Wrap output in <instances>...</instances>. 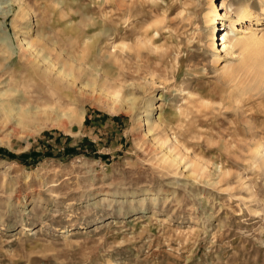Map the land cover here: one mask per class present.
I'll use <instances>...</instances> for the list:
<instances>
[{"label": "rangeland", "instance_id": "obj_1", "mask_svg": "<svg viewBox=\"0 0 264 264\" xmlns=\"http://www.w3.org/2000/svg\"><path fill=\"white\" fill-rule=\"evenodd\" d=\"M0 264H264V0H0Z\"/></svg>", "mask_w": 264, "mask_h": 264}, {"label": "bare ground", "instance_id": "obj_2", "mask_svg": "<svg viewBox=\"0 0 264 264\" xmlns=\"http://www.w3.org/2000/svg\"><path fill=\"white\" fill-rule=\"evenodd\" d=\"M213 10L211 11V13L209 14V18H208V24L209 27H211V32H212V36H214L215 30H216V21H217V17L219 15H221V11H225V13L227 15H230L232 13H236V11L238 10L237 5L234 2H227V3H216L213 5ZM248 12V8L244 7L243 9L240 10L239 16L240 19H243L246 17ZM220 13V14H219ZM239 19V20H240ZM238 20V21H239ZM263 40H259L256 38H253L250 42H248V46L250 48H256L257 46H259V44L262 43ZM216 45V44H215ZM263 55V54H262ZM66 72V71H65ZM62 73V72H61ZM66 75V74H65ZM105 201V199H104Z\"/></svg>", "mask_w": 264, "mask_h": 264}]
</instances>
